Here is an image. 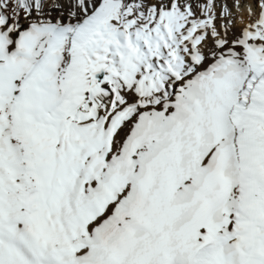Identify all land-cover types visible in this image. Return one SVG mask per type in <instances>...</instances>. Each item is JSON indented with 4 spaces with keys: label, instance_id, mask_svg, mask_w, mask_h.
Wrapping results in <instances>:
<instances>
[{
    "label": "snow or ice",
    "instance_id": "obj_1",
    "mask_svg": "<svg viewBox=\"0 0 264 264\" xmlns=\"http://www.w3.org/2000/svg\"><path fill=\"white\" fill-rule=\"evenodd\" d=\"M0 264H264V0H0Z\"/></svg>",
    "mask_w": 264,
    "mask_h": 264
},
{
    "label": "bare ground",
    "instance_id": "obj_2",
    "mask_svg": "<svg viewBox=\"0 0 264 264\" xmlns=\"http://www.w3.org/2000/svg\"><path fill=\"white\" fill-rule=\"evenodd\" d=\"M237 26H243V25H242V24H240V23L238 22ZM237 28H238V27H237Z\"/></svg>",
    "mask_w": 264,
    "mask_h": 264
},
{
    "label": "rangeland",
    "instance_id": "obj_3",
    "mask_svg": "<svg viewBox=\"0 0 264 264\" xmlns=\"http://www.w3.org/2000/svg\"><path fill=\"white\" fill-rule=\"evenodd\" d=\"M237 27H238V28H237V32H238V31H239V28L242 27V26H237Z\"/></svg>",
    "mask_w": 264,
    "mask_h": 264
}]
</instances>
